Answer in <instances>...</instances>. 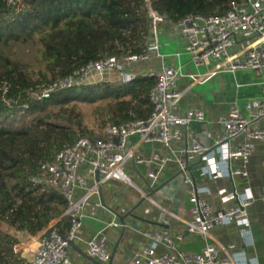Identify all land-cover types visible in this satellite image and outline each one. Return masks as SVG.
Masks as SVG:
<instances>
[{
  "label": "built area",
  "instance_id": "obj_1",
  "mask_svg": "<svg viewBox=\"0 0 264 264\" xmlns=\"http://www.w3.org/2000/svg\"><path fill=\"white\" fill-rule=\"evenodd\" d=\"M8 2L21 9L20 0ZM152 18L151 35L147 41V49L143 53H132L118 57L111 55L75 70L72 74L56 78L53 83L43 85L45 90L38 89L35 96H42L55 88L72 87L82 83L87 76L98 73L103 79L107 72L117 74L119 80L128 83L137 75L133 67L138 61L147 60L152 53H158L157 33L161 23L169 21L180 35L186 39L182 51L175 52L180 58L186 54L195 68L209 66L206 72H188L183 74L181 65H162L141 75L153 76L155 84L149 92V100L153 111L147 118H132L120 123L107 124L101 135H81L74 142H65L56 152L51 161L42 164L43 178H34L36 182H48L58 187L68 201L64 215L69 217L68 231L63 234L59 228L51 224L37 237H33L36 248L31 264H69V247L82 226L84 208L93 194L96 186L87 187V181L80 173V167L86 165L106 179H116L131 182L124 171L125 164L131 159L134 148L128 145L130 136L136 135L141 142H159L166 147L172 141L183 138L187 131V144L177 157L181 180L190 185V214L187 230L206 238L207 233L215 226L223 223H233L239 228L244 238L250 236L248 227L250 220L247 208L254 200L250 188L230 191L221 189L223 201L235 200V205L217 210L205 197L204 189L190 173V164L201 163L200 175L210 180L227 177L231 180L237 175L247 177V164L254 149L256 140L264 139V86L261 97L245 102L243 108L234 102L227 113L218 116L221 130L215 135L212 145L208 146L198 140L188 130L191 122H207L206 113L199 108H191L185 114L174 110L175 103L180 99V91L176 88L179 76H187L191 84H203L220 71L234 72L236 70L264 71V0H231L224 13L187 14L177 22L168 20L163 14L150 8ZM8 91L9 87L4 86ZM241 141L232 144L235 138ZM174 153V152H173ZM142 161L141 157L137 158ZM152 160L156 163L149 176L155 180L163 171L166 163L173 160L172 155L155 153ZM240 160L239 166L232 164ZM82 190V194H78ZM149 200L156 203L151 197ZM168 214H173L165 209ZM111 225L119 226V222ZM179 239L181 235H178ZM157 239H163L170 245L171 253L159 254L156 251L158 241L138 251L131 264H254L253 260L241 259L235 256L234 244L222 246L208 245L202 251L185 253L176 249L167 231L158 232ZM26 247L24 242L15 245L18 252ZM87 254L97 260L98 264H114L112 251L109 248L105 232L99 231L86 240Z\"/></svg>",
  "mask_w": 264,
  "mask_h": 264
},
{
  "label": "trees",
  "instance_id": "obj_2",
  "mask_svg": "<svg viewBox=\"0 0 264 264\" xmlns=\"http://www.w3.org/2000/svg\"><path fill=\"white\" fill-rule=\"evenodd\" d=\"M21 9L0 0V264H31L16 234L35 235L54 226L65 234L68 201L43 178L65 142L98 136L109 123L147 118L153 111L149 92L153 76L132 81L82 82L33 93L90 61L111 55L143 53L151 35L150 8L173 22L191 13H224L231 0H20ZM26 32H38L26 34ZM30 43L40 52L38 69L13 54L15 44ZM9 90L5 91L4 86ZM93 107L87 122L84 108ZM96 114V115H95Z\"/></svg>",
  "mask_w": 264,
  "mask_h": 264
},
{
  "label": "crops",
  "instance_id": "obj_3",
  "mask_svg": "<svg viewBox=\"0 0 264 264\" xmlns=\"http://www.w3.org/2000/svg\"><path fill=\"white\" fill-rule=\"evenodd\" d=\"M159 50L152 53L147 60L135 63V74L152 71L162 65H181L183 74L188 72H206L209 66L195 68L188 55L180 58L174 56L175 52L182 51L186 39L178 33L169 21L159 26L157 33ZM264 71L257 73L253 70L220 71L203 84H191L187 76H179L176 88L180 91V99L175 103L174 110L185 114L191 108L203 110L208 118L207 122H191L188 130L205 145H212L215 135L221 130L217 121L218 116L228 112L230 105L236 102L243 108L246 101L263 95ZM264 123V120L260 122ZM187 131H183V138L174 140L166 147L162 143L141 142L136 135L130 136L128 145L134 148L131 159L125 164L124 171L131 182H122L116 179H106L93 172L86 165L80 167V173L87 181V187L96 186L97 192L91 196L84 208L82 226L77 232L73 245L69 247V264H98L97 260L86 252V240L99 231L105 232L114 264H131L132 258L142 248L158 241L156 251L159 254L175 251L163 241L157 239L158 232L167 231L171 234L178 251L196 253L208 245L222 246L234 244L233 252L241 259L253 260L254 264H264V139L256 140L254 149L247 164L248 176L237 175L234 180L230 178H216L210 180L200 175L199 161L190 164L189 171L195 177L200 187L204 189L205 197L217 210L235 205V200L223 201L220 190L230 191L250 188L254 200L247 208L250 220L248 227L250 236L244 238L239 228L233 223H223L213 227L206 238L188 232L187 221L190 219V185H183L178 168L177 157H181L182 150L187 144ZM241 141L235 138L232 144ZM174 152V153H173ZM155 153L172 155L173 160L166 163L160 176L153 180L149 173L156 168L152 160ZM141 157L143 160L138 161ZM134 161V162H132ZM240 160H233L234 166L240 165ZM101 188V196L98 188ZM80 193V194H79ZM82 194V190H78ZM149 194V196H147ZM151 197L156 203L149 200ZM148 221H135L138 228L130 225L134 221L131 216L120 221L116 213L124 215L130 209ZM165 209L173 214H168ZM57 222L53 220L51 224ZM119 222V226L111 225ZM5 227L18 239L26 238L27 232H19L3 223ZM49 225V226H50ZM48 228V227H47ZM4 230V229H3ZM178 235H181L179 239ZM35 244L23 248L22 255L32 261Z\"/></svg>",
  "mask_w": 264,
  "mask_h": 264
},
{
  "label": "rangeland",
  "instance_id": "obj_4",
  "mask_svg": "<svg viewBox=\"0 0 264 264\" xmlns=\"http://www.w3.org/2000/svg\"><path fill=\"white\" fill-rule=\"evenodd\" d=\"M38 32H26V34H36ZM13 50V54L17 55L18 57H20L24 62L29 63V66L31 68H29L30 70H37L38 66L40 65V52L37 50L36 47L31 46L30 43H26V44H15L12 48ZM101 80H109V81H117L119 80V78L117 77V74L114 72H107V74L105 75V77L103 79L100 78V75L98 73H92L89 76H87L85 78V80L83 82L87 83V82H99ZM38 89L40 90H45V88L43 87V85H39ZM35 93H37L36 91L33 93V95H36ZM93 107L92 106H86L84 108L85 114H86V120L87 122H90L92 120V113H93ZM96 115V114H95ZM183 185H188L186 183H183ZM2 229L4 230H8L4 224H2L1 226ZM42 231L38 232L35 235H30L28 234V236L26 238H20L22 242H24V244L27 246L29 244H35L33 237H37Z\"/></svg>",
  "mask_w": 264,
  "mask_h": 264
},
{
  "label": "water",
  "instance_id": "obj_5",
  "mask_svg": "<svg viewBox=\"0 0 264 264\" xmlns=\"http://www.w3.org/2000/svg\"><path fill=\"white\" fill-rule=\"evenodd\" d=\"M132 162H134V161H132ZM99 175H100V174L98 173V176H99ZM98 192L100 193V196H101V188H100V187L98 188ZM147 196H149V194H148ZM134 209H135V208L130 209V210H129L128 212H126L124 215H122V214H120V213H116V214H117V216L120 218V221H121L122 223H125V219H126L128 216H131L132 219H133L134 221L130 222V225L133 226V227L138 228L139 226H138L137 222H135V221H148V220L145 219L144 217H142V216H140V215L134 213ZM72 245H73V242L71 243V246H72Z\"/></svg>",
  "mask_w": 264,
  "mask_h": 264
}]
</instances>
